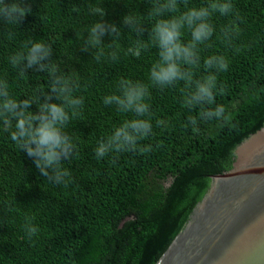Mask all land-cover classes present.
I'll list each match as a JSON object with an SVG mask.
<instances>
[{
    "label": "trees",
    "instance_id": "16d2710c",
    "mask_svg": "<svg viewBox=\"0 0 264 264\" xmlns=\"http://www.w3.org/2000/svg\"><path fill=\"white\" fill-rule=\"evenodd\" d=\"M15 2L28 9L22 21H0V80L9 95L28 99L33 111L46 102L45 94L61 103L49 91L60 78L79 103L74 113L66 108L63 131L73 148L62 158L69 175L59 183L42 175L33 157L0 130V264H155L211 176L229 170L236 147L264 125V0H228L227 13L207 17L213 31L194 45L197 63L180 66L192 81L214 74L216 86L211 105L192 108L185 105L192 84L180 79L158 85L148 75L159 60L156 17L149 16L157 0ZM209 2L177 0L174 14ZM129 17L131 24L125 23ZM97 22L105 30L92 43L89 29ZM181 31L180 42L188 44L190 29ZM37 39L49 46L45 67L21 62L13 68L9 57ZM216 55L226 59V70L204 67ZM125 83L145 88L143 114L104 103L122 96ZM216 105L224 109L220 119L201 118ZM134 119L148 120L151 133L126 151L97 157L95 148L114 128ZM26 224L35 234L27 235Z\"/></svg>",
    "mask_w": 264,
    "mask_h": 264
},
{
    "label": "clouds",
    "instance_id": "9594fccd",
    "mask_svg": "<svg viewBox=\"0 0 264 264\" xmlns=\"http://www.w3.org/2000/svg\"><path fill=\"white\" fill-rule=\"evenodd\" d=\"M177 0H157L149 16L156 17L152 26L153 39L158 48L159 60L149 70L150 80L158 85H164L180 79L187 84H192L190 95L185 98V105L188 108L194 106L211 105L213 103V91L216 86L214 74L205 76L200 81H192L191 73L184 71L180 62L195 65L197 63L194 45L206 40L212 33V26L207 22L211 12H219L221 15L227 13L231 7L228 0L218 2L210 0L207 7L190 8L185 12L175 15ZM28 9L13 0L12 3H4L0 0V21L7 24H18ZM165 13L173 15L165 16ZM134 18H126L125 23H133ZM190 29V42L182 44L180 36L181 29ZM105 26L97 22L90 29V40L98 42L103 34ZM49 54V46L42 40H29L22 44L20 50L9 57V63L13 68L24 63L25 67L36 65L44 68L41 62ZM134 54H138L134 53ZM204 67H215L218 72L227 69L228 64L223 56H209L204 60ZM59 84V88L57 85ZM49 91L55 93L61 103L50 102L45 94V101L36 105L33 111L28 99L18 100L9 95L8 86L5 81L0 80V130L9 133V137L16 146H22L26 153L33 157L34 164L39 172L45 177L59 183L61 178L68 177L69 172L62 167V158H67L72 152L73 143L63 131L69 114L66 108L75 112L78 100L70 99V89L67 81L60 78L54 79L49 85ZM145 88L142 85L132 86L125 83L122 85V96L105 97L104 103L109 100L120 106L121 110L129 108L139 115L146 111L147 104L144 101ZM224 109L220 105L209 111H202L200 116L216 117L220 119ZM191 124H196V119L189 117ZM159 123V122H158ZM152 131L150 122L146 119L125 120L115 127L111 135L95 148L97 157H103L108 151H126L136 145V142L148 136ZM49 172L52 173L49 177ZM27 235L35 234V228L25 225Z\"/></svg>",
    "mask_w": 264,
    "mask_h": 264
},
{
    "label": "water",
    "instance_id": "95a60500",
    "mask_svg": "<svg viewBox=\"0 0 264 264\" xmlns=\"http://www.w3.org/2000/svg\"><path fill=\"white\" fill-rule=\"evenodd\" d=\"M155 264H264V125L234 150Z\"/></svg>",
    "mask_w": 264,
    "mask_h": 264
}]
</instances>
